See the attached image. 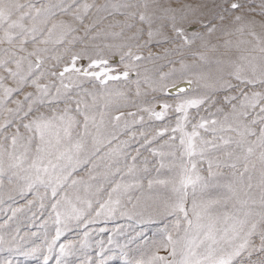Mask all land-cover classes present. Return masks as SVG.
Wrapping results in <instances>:
<instances>
[{
  "label": "snow or ice",
  "instance_id": "1",
  "mask_svg": "<svg viewBox=\"0 0 264 264\" xmlns=\"http://www.w3.org/2000/svg\"><path fill=\"white\" fill-rule=\"evenodd\" d=\"M0 252L264 264V0H0Z\"/></svg>",
  "mask_w": 264,
  "mask_h": 264
},
{
  "label": "rangeland",
  "instance_id": "2",
  "mask_svg": "<svg viewBox=\"0 0 264 264\" xmlns=\"http://www.w3.org/2000/svg\"><path fill=\"white\" fill-rule=\"evenodd\" d=\"M30 198V197H29ZM22 202V201H21ZM116 223H119L121 225H124L126 231H131L132 228V223L127 221V220H118ZM163 221L156 219L150 222H146L143 224H137L135 227L137 229V231H143L144 232V236L147 240H152V239H157L159 237V232L160 229L163 227ZM115 225L113 223H108V224H104V223H98L95 225H92L91 227L96 229V228H100V227H107V228H113ZM20 227L22 228V230H28L27 228V222L24 221L23 219L20 221ZM31 231H36L35 228H32ZM75 237V233H68L67 236L65 238L62 239H73ZM94 238H99V237H94ZM37 243H39V240H37ZM7 253L6 252H0V258L6 256ZM13 259L14 264H39L37 258L32 257V256H20V255H14L13 257H11ZM70 259H75L70 258ZM51 264H55L54 260L51 262ZM118 264V261H117Z\"/></svg>",
  "mask_w": 264,
  "mask_h": 264
}]
</instances>
